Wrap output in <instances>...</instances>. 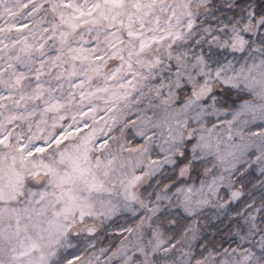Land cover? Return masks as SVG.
Here are the masks:
<instances>
[{"label": "snow or ice", "instance_id": "6c2138e0", "mask_svg": "<svg viewBox=\"0 0 264 264\" xmlns=\"http://www.w3.org/2000/svg\"><path fill=\"white\" fill-rule=\"evenodd\" d=\"M0 264H264V0H0Z\"/></svg>", "mask_w": 264, "mask_h": 264}]
</instances>
